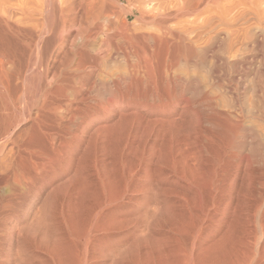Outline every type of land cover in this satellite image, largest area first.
I'll list each match as a JSON object with an SVG mask.
<instances>
[{"label": "bare ground", "instance_id": "1", "mask_svg": "<svg viewBox=\"0 0 264 264\" xmlns=\"http://www.w3.org/2000/svg\"><path fill=\"white\" fill-rule=\"evenodd\" d=\"M89 1L0 0V264H264V0Z\"/></svg>", "mask_w": 264, "mask_h": 264}, {"label": "rangeland", "instance_id": "2", "mask_svg": "<svg viewBox=\"0 0 264 264\" xmlns=\"http://www.w3.org/2000/svg\"><path fill=\"white\" fill-rule=\"evenodd\" d=\"M95 1H96V0H95ZM97 1H99V0H97ZM107 1H108V0H107ZM108 2H109V4L112 2L111 5H110V9H111V10H113V9L116 7L115 10H113L115 13H116L117 11L120 10L119 7H117V5L113 2V0H109ZM91 3H92V2H90L89 0H86V4H87V5L93 6V7H88V6L85 4V5H86V6H85L86 10H91V9L95 8L94 3H92V4H91ZM112 4H113V5H112ZM112 6H113L114 8H113ZM116 10H117V11H116ZM113 11H112V12H113ZM132 19H133V17H131V18L129 19V21H132ZM171 24H172V23H171ZM172 25H173V24H172ZM247 25H248V23L245 24V25H243V26L246 27ZM137 26H138L137 24H136L135 27L133 26L131 32H133V33H137V32H140V31L144 30V28H142V27H144L143 25H142V26L139 25L138 27H137ZM133 28H134V29H133ZM140 28H142V29H140ZM135 29H136V30H135ZM135 31H136V32H135ZM247 37H249V36H247ZM66 41H67V40H66ZM66 41L63 43V45L61 46L60 49H57V46H56V48H55V49L58 51V54H57V55H58L59 58L62 57L61 54L63 55L64 53H66V52L68 51V48H69V41H70V39H68L67 42H66ZM98 41H99V38H98ZM54 47H55V46H54ZM66 48H67V50H66ZM63 51H64V52H63ZM58 57H57V58H58ZM57 62H59V60H56V63H57ZM56 63H55L54 65H56ZM6 65H8V67H6ZM29 65H31V64H29ZM9 66H10L9 64H5V67H6V68H9ZM33 74H34V73H33ZM33 74H30V80L28 81V82H31V81H32L30 84L28 83L30 88H32L33 85L35 86V84H36V83H35V82H36L35 80H36V78L38 77V75H36V74H34V75H35V77H34ZM34 78H35V80H34ZM33 81H35V82H33ZM22 126H25V125H22Z\"/></svg>", "mask_w": 264, "mask_h": 264}]
</instances>
